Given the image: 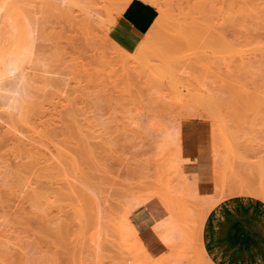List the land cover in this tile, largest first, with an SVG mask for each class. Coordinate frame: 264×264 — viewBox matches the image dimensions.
<instances>
[{
  "label": "rangeland",
  "instance_id": "rangeland-1",
  "mask_svg": "<svg viewBox=\"0 0 264 264\" xmlns=\"http://www.w3.org/2000/svg\"><path fill=\"white\" fill-rule=\"evenodd\" d=\"M90 1L0 0V70L8 59L24 52L27 60L30 54L25 51V46L33 44V55L30 57L32 62L25 65L31 98H27L26 103L24 101V108L19 113L16 111L11 115L9 110L0 112V264H115V261L120 260L117 248L114 249L113 246L116 244L109 247L112 244V240L108 244L110 233H114V236L118 234L116 239H111L118 241L114 240V243H118L117 246L124 245L123 252H126V259L130 260L127 261L128 264L133 261H136L133 262L135 264L145 263L126 230L118 229L123 226L120 204L125 201L123 195L129 196L135 191L144 194L148 193L146 190L153 192L164 189L162 191L165 192L172 187V194H176V169L172 167L175 150L172 145H164L166 143L161 138L166 129L170 131L178 122V136H181L186 122L193 125L199 158L212 162L214 168V127L215 123H220V143L231 146H226L224 153L222 143L221 150L225 156L227 154V158L229 154L233 157L226 159L228 163L225 161L229 166L227 181V172L223 174V177L227 176L223 187L227 197H223L216 206L236 199L253 201L256 204L247 203L244 208L249 211L252 207H259V211L255 212L264 224V197L257 194L264 193V107H259L256 101L257 95H264V0H222L225 14L234 18L232 23H226L231 25V29L215 46L207 34L199 32L200 26L197 23L199 7H205L212 0H161L165 15L155 47L158 55L149 59V64H144L151 68L144 67L145 71L142 72L143 67H140L141 72L137 73L120 69L113 61L115 55L111 53V21L119 16L117 10L123 0L101 2L97 6L99 14L93 18L86 14ZM185 61L189 64L186 65ZM202 61L209 63L203 65L200 63ZM196 64L214 69H195L198 67ZM189 65L193 67L188 72L186 67L189 68ZM176 66L184 67V73ZM167 67L176 72L173 73L174 70L171 69L168 72ZM169 73L174 75V79ZM185 74L186 78L183 77ZM242 87L252 94V101L240 98L243 97L240 95ZM209 88H215L218 92L213 93ZM205 90H210L211 96ZM203 93H209L206 98L211 97V100H203ZM197 99L205 102L198 103ZM190 106L198 110L200 117L195 116L197 111H187L192 109ZM209 114L221 115L222 121H213L207 116ZM16 131L24 132V135L32 138L36 157L55 155L53 158L56 162L65 159L62 161L65 165L61 163L60 174L54 170L55 174L51 170H34L31 180L35 190L32 194L18 192L17 177L10 166L16 154L12 135ZM78 136L81 139L85 137V145L84 142L81 144L84 139L81 140ZM78 139L79 142H76ZM233 139L236 140L233 142ZM88 141L97 144V147L92 144L95 152L92 142ZM78 144L82 145V150L77 147ZM98 145L103 149L100 148L103 157L100 160H107L109 168L111 166L116 174L108 172L106 162L101 163L95 159L99 158ZM163 146L166 148L163 149ZM75 148L80 153L74 151ZM96 149L99 152L96 153ZM230 149H233L232 153L229 152ZM56 156L61 158L56 159ZM68 158L71 159L70 164ZM78 160L81 162H77ZM66 163L69 167H66ZM82 164L92 168V171L96 170L93 171L94 174L103 177L102 181L97 180L99 183L96 181L98 188L95 182L94 185L90 183L94 180L89 182L87 178L86 182L82 181L85 184L88 181L95 190L101 187L99 191L103 187L102 190L110 188L106 184L110 181L116 191L111 188V193L107 190V195L112 194L109 198L120 197L118 202L112 198L113 201L105 203L103 198L102 202L96 198L93 203L83 202L76 207V203L71 202V196L56 193L66 190L67 183L77 181V177L85 176L84 173L91 174L90 169L89 173L84 172L86 169H83L85 165ZM102 164L105 165L101 166ZM63 166L67 168V172ZM62 172L65 175H61ZM76 172L79 174L76 175ZM57 175L63 178H58ZM135 175L145 176L141 180L146 183L150 178L149 187L140 182V178L135 181ZM165 177H170L169 183ZM111 178L112 182L118 181L117 184L127 181L119 186L128 193L124 190L120 192L121 189L119 191ZM213 178L215 185V175ZM131 180L136 182L133 184L136 186L134 190V186L129 184ZM152 182L158 188H154L156 186ZM162 182L166 184V190L162 186L160 188ZM53 186L60 189L57 191ZM238 188L252 189L257 193H235ZM87 193L90 194L89 191ZM95 193L99 194L98 191ZM156 199L162 203L160 197L157 196ZM98 204L104 207L115 204L112 210H108V217L101 220V225L94 217ZM216 206L209 211L200 238L195 237L192 241L193 250L188 254L192 257L191 264H216L209 255L207 241L204 239V229L211 221ZM193 219L196 221L197 215ZM97 224L99 227H96ZM107 228H112L114 232ZM100 233L103 239L108 238L103 246ZM99 242L101 248L97 246ZM169 254V249L163 247L161 254L153 259H163ZM257 254L264 252L258 251ZM252 258H255L254 255Z\"/></svg>",
  "mask_w": 264,
  "mask_h": 264
},
{
  "label": "bare ground",
  "instance_id": "bare-ground-1",
  "mask_svg": "<svg viewBox=\"0 0 264 264\" xmlns=\"http://www.w3.org/2000/svg\"><path fill=\"white\" fill-rule=\"evenodd\" d=\"M107 0H91L90 2H89V4H88V6H87V11H86V14L89 16V17H91V18H93L95 15H97V14H99L98 13V8H97V6H98V4H100L101 2H106ZM132 0H123V2H122V4L119 6V9L117 10L118 12H119V15L123 12V10L128 6V4L131 2ZM143 1H145V2H147V3H150V4H152L153 6H155V7H157L158 8V10H159V13H161V15H159V17H158V19H157V21L155 22V24L153 25V27L151 28V30L148 32V34L144 37V39L141 41V43L139 44V45H137L138 47L136 48V50L135 51H131V52H129V51H127V50H125L124 48H122L119 44H117L113 39H110L109 40V42H110V44H111V53L112 54H114L115 56L113 57V61H114V63L117 65V66H119L120 67V69H122V70H124V71H127V72H134V73H137V72H141V68L143 67V71L142 72H144L145 71V69H149V68H151V66L148 68V67H145L144 66V64L146 63L147 64V62H148V60L149 59H151L153 56H156L157 57V55H158V52L155 50V47H156V45H157V38H158V33H159V28H161V26H162V23H163V17H164V15H165V10L162 8V4H161V0H143ZM205 5V4H204ZM168 7V6H167ZM200 9H198V12L197 13H199L198 15H199V17L197 18L198 20H197V23H198V25L200 26V28L198 29L199 30V32H201V33H205V34H207L211 39H212V44H214V46L215 45H217V44H219L220 43V41H221V38L224 36V35H226L228 32H229V30L228 29H231V28H229V27H231V25H228V24H226L227 22L229 23H232L233 22V18L231 19V16H230V18H229V16H227L226 14H225V10H224V6H223V3H222V0H212V2H209L205 7L202 5V6H200L199 7ZM208 8V9H207ZM100 12V11H99ZM170 13V12H169ZM118 16V15H117ZM119 17V16H118ZM228 17V18H227ZM114 19V18H113ZM112 19V25H111V27L112 26H114V23H117L116 22V18L113 20ZM111 22H109L110 24H111ZM204 23V24H203ZM233 26V25H232ZM37 29L35 28L34 29V31H36ZM228 31V32H227ZM111 32V28H110V31H109V33ZM114 32V31H113ZM118 32V31H117ZM161 32V31H160ZM127 33H129V32H127ZM117 34V33H116ZM115 34V35H116ZM121 34V33H120ZM123 34V33H122ZM132 34L130 33V36H131ZM113 36V35H112ZM125 36V35H124ZM128 36V35H127ZM129 36V37H130ZM116 37V36H115ZM118 37H121V36H118ZM126 37V36H125ZM117 38V37H116ZM131 38V37H130ZM128 39V38H127ZM132 39H135V38H132ZM129 40H131V39H129ZM140 40V39H139ZM135 41V40H134ZM137 41V40H136ZM131 42V41H130ZM132 43V42H131ZM131 45V44H130ZM132 47V46H131ZM133 47H134V45H133ZM135 48V47H134ZM132 49V48H131ZM157 50H158V48H157ZM25 51H28L29 52V54H30V57L33 55V44L31 45V44H27L26 46H25ZM25 53V52H24ZM21 54V55H18V56H15V57H13V58H11V59H8L6 62H5V64H4V66H3V69L2 70H0V105H1V107L2 108H0V112L3 110V112L4 111H8V113H11V115H14V114H12V113H14V112H16L17 111V113H19L18 111H20L21 110V108H24V106L22 107V105L24 104V101L27 99V98H29V100H30V85H29V81H28V76H27V73H26V67H25V65L26 64H29L30 62H32V60H31V58L29 57L27 60H26V58H25V55L26 54ZM156 54V55H155ZM161 54H163V53H161ZM167 60V59H166ZM34 61V60H33ZM150 61V60H149ZM180 62H181V60H179ZM166 62H168V61H166ZM183 62V61H182ZM203 62V63H202ZM202 62H200L201 64H205V65H207L209 62H205L204 63V61H202ZM34 63V62H33ZM173 63V62H172ZM184 63V62H183ZM183 63H181V65L183 64ZM185 63H186V65H187V63H188V61H185ZM148 64H149V62H148ZM180 64V63H179ZM189 64V63H188ZM167 65V64H166ZM184 65V64H183ZM198 67H196L195 69H201V67H205V68H202L201 70H206L207 71V69H209L210 67H208V66H199L198 64H196ZM173 66L174 65H172V68H173ZM141 67V68H140ZM144 67H145V69H144ZM176 67H179V66H176ZM186 67V66H185ZM191 67H193L192 65L190 66L189 65V68H188V66L186 67L187 69H188V72H189V69H192ZM206 67H207V69H206ZM153 68V67H152ZM174 68H175V66H174ZM184 68V67H183ZM183 68H180L179 67V71H180V69H181V71L183 70H185V68L183 69ZM167 69L169 70H167L168 72H171L170 71V69H171V67H170V69L167 67ZM178 69V68H177ZM176 69V70H177ZM187 69H186V71H187ZM194 69V68H193ZM214 69V68H213ZM213 69H211L210 68V70L211 71H213ZM172 71L174 70V69H171ZM152 71H156V70H153L152 69ZM182 71V72H183ZM193 71V70H192ZM176 71L174 70V72L173 73H175ZM177 72H178V70H177ZM178 73H181V72H178ZM184 73V72H183ZM188 74V73H187ZM187 74H185V76H183L184 78H186V75ZM169 76H171V73H169ZM173 77V79H174V75L173 76H171V78ZM176 78H178L179 79V77L178 76H175ZM188 77V76H187ZM183 78V79H184ZM169 79V78H168ZM180 82H178V84H179ZM173 86V85H172ZM174 87H176V85H174ZM209 89H212L211 90V92H213V91H216V89L215 88H209ZM213 89H215V90H213ZM205 91H207V90H205ZM209 91V93H210V90H208ZM207 91V92H208ZM241 91V90H240ZM216 92H218V90L216 91ZM202 93V92H201ZM209 93H207V94H209ZM214 93V92H213ZM213 93H212V96H213ZM242 93V94H241ZM241 93H240V95H242L243 97H241L240 96V98L244 101V100H249V101H252L251 99V97H252V94H250L249 92H248V89H243V87H242V91H241ZM206 94V95H207ZM216 94V93H215ZM239 94V93H238ZM201 95V94H200ZM203 95L205 96V97H201V98H204L203 100H206V99H209V100H211L210 98H206V95L203 93ZM209 96V95H208ZM207 96V97H208ZM210 96H211V93H210ZM216 96V95H215ZM253 96L255 97L256 95H254L253 94ZM214 97V96H213ZM212 97V98H213ZM238 97V96H237ZM206 98V99H205ZM202 99L200 100H196V101H198V103L200 102V101H203ZM239 100V99H238ZM208 101V100H207ZM257 104L259 105V107H264V106H261V104L262 105H264V95H261V96H259V95H257ZM203 102H205V101H203ZM209 103L211 102V101H208ZM214 102H216L215 100H214ZM25 103H26V101H25ZM207 103V102H206ZM206 103H204L205 105H206ZM212 103H213V101H212ZM202 104V103H201ZM214 104V103H213ZM215 104H217V103H215ZM209 105V104H208ZM199 106V105H198ZM203 106V105H202ZM209 106H211L212 107V105H209ZM190 107H192V109L191 110H187V111H189V112H194L195 111V113H196V111H197V113L195 114V116L197 115V116H199L200 117V114L198 115V110H195L194 108H193V106H190ZM195 107H196V105H195ZM206 107V106H205ZM217 107V106H216ZM207 108V107H206ZM197 109V108H196ZM198 109H201L200 107L198 108ZM215 109V108H214ZM260 110V109H259ZM262 110H264V109H262ZM200 111V110H199ZM208 111V110H207ZM212 111V110H211ZM218 111V110H217ZM214 112V111H213ZM215 112H216V109H215ZM219 112V111H218ZM2 113V112H1ZM7 113V114H8ZM264 113V112H263ZM5 114H6V112H5ZM16 114V113H15ZM191 114V113H190ZM204 114V113H203ZM219 114V113H218ZM186 115H188L187 113H186ZM209 118H211L213 121H216V122H219L220 120H221V115H220V117L219 116H217L216 114L214 115V114H209V115H207ZM206 116V117H207ZM2 117V116H1ZM201 119H202V115H201ZM204 120V119H203ZM206 121H207V119H206ZM222 121V120H221ZM179 124H180V122H178L176 125H174V127H171V130L169 131V130H165L164 132H163V137L161 138L163 141H165V143L166 144H164V145H166V146H173L174 147V150H175V153H174V166H172L173 168H175L176 169V173H175V175L174 176H176V178H177V183H176V189H175V191H177V192H179V193H183V194H179V193H177L176 192V194L174 193V194H172V191L170 190V189H172V187L170 186V185H168L169 187H171L168 191H162V190H164V189H161V191L160 190H155L154 188H158V186L157 185H155L156 183H154V182H152V183H154V186H156V187H154L153 189L155 190V191H153V192H149V191H147L146 190V192H148V193H142V192H137V191H135L134 192V194H130L129 196H127L128 194V192H125V190H124V188L123 189H121L120 188V186H121V183H123V182H127V181H125V180H123V182H119L120 184H117V182L118 181H114V182H112V178H111V182L112 183H115L116 184V187H118L119 188V191H120V189H121V191L120 192H122V190H124V192L127 194V195H123L124 196V199H125V201L124 202H122L120 205H121V212H122V215L120 216V217H122L121 219H122V227H121V229H120V227L118 228L119 230H121L122 231V229L123 230H126V234L128 235V237H130V239L133 241V243H134V245L136 246V248H137V251L139 252V254H140V256L141 257H143V259H144V262L145 263H143V264H168V263H174V264H191V260H192V257H189L188 256V254H189V252L190 251H192L193 250V248L191 247V245L193 244L192 243V241H193V239H195V237L197 238V237H199L200 238V235H201V232L203 231V229H202V226H203V224H204V222H205V219L207 218V215H208V213H209V211L212 209V208H214L221 200H222V198L223 197H227V196H225V192L223 191V187H225L224 185H225V178H226V181L228 180V178H229V174H228V167L229 166H227L226 164L228 163L227 162V160L226 159H228L229 157L231 158V157H233V155H230L229 153V155H228V158H227V154H226V156L224 155V150L226 149V146H229V144L228 145H226L225 146V144H224V146H223V144L222 143H220L221 141H220V139H221V130H222V128L220 129V123H215L216 125H215V127H214V147L215 148H213L214 149V163H215V168H214V165H213V163H211V166H208V167H202V169L200 170V172H186V171H184L183 170V168H182V161H181V155H182V148H183V137H181V136H178L177 134H178V131H180V128H179ZM223 123H221V125H222ZM223 127H224V124H223ZM13 129H14V127H12ZM13 131H15V130H13ZM213 131V130H212ZM223 132V131H222ZM26 134V133H25ZM12 135H13V139H14V147H15V151H16V154H15V158H14V160L12 161V164L10 165L11 167H12V170H13V172L15 173V175H16V177H17V188H18V192L20 193V194H32L33 193V191L35 190L34 188H33V183H32V180H31V175L34 173V170L35 169H37V170H39V171H45V172H47V171H52V170H54L55 171V173L58 171L59 172V174H60V171L62 170V168H61V165L63 164V165H65V163H62V161L63 160H65V159H63L62 158V160H57V162H56V160H54V156L55 155H53V157H48V156H45L44 155V157L43 158H38V157H36L35 156V154H34V152H33V150H34V147H33V144L31 143V141H32V138L29 136V135H24V132H22V133H20V132H12ZM81 135V134H80ZM224 135H225V133H224ZM230 135V134H229ZM228 135V136H229ZM82 136V135H81ZM85 137H88V136H86V135H84ZM80 136H78V138H79ZM84 137V138H85ZM224 137H226V136H223V138ZM231 137V136H230ZM233 138H234V136H232ZM231 137V138H232ZM83 138V139H84ZM89 138H91V136L89 137ZM93 138V137H92ZM79 139H81V138H79ZM79 139L76 141V142H79ZM83 139H81V140H83ZM93 139H96L95 137L93 138ZM226 139V138H225ZM229 139V138H228ZM81 140H80V142H81ZM90 140V139H89ZM160 140V139H159ZM223 140V139H222ZM236 139H233V142L235 141ZM225 141V140H224ZM229 141H231L230 139H229ZM84 142V143H83ZM89 142V141H88ZM92 141H90L89 143H91ZM226 142H228V141H226ZM84 144L85 145V139H84V141H82L81 142V144ZM161 143V142H160ZM230 143V142H229ZM80 144V145H81ZM95 145V147H97V144L95 143H91V146H93V145ZM99 144V143H98ZM162 144V143H161ZM161 144H159V146L161 145ZM222 144V145H221ZM231 144H233V143H231ZM79 144H78V146L77 147H79L80 148V150H82V145L80 146ZM99 145H101V144H99ZM99 145H98V148H99V151H100V148H101V146L99 147ZM235 145V144H234ZM86 146L88 147V144H86ZM168 146V147H169ZM221 146H223V147H225V148H223L222 150H223V152H222V150H221ZM94 146H93V151L95 152V148ZM229 147H231V146H229ZM232 147H234V146H232ZM89 148V147H88ZM159 148V147H158ZM164 148H166L165 146H163V149ZM75 149H77V150H75ZM74 149V151H78L79 152V150H78V148H75ZM102 149V148H101ZM160 150L162 149V148H159ZM228 149V148H227ZM103 150V149H102ZM231 150H233V149H230L229 150V152L230 153H232L231 152ZM97 149H96V153L97 152H99ZM77 152V153H78ZM88 152V151H87ZM227 152V151H226ZM52 153V152H51ZM77 153H76V155H77ZM80 153V152H79ZM101 153V151L99 152V154ZM103 153V152H102ZM53 154V153H52ZM87 154V153H86ZM99 154H97V156H99V158H96L95 156L96 155H94V157H95V159L97 160L98 159V162H106L107 160H100V159H102L103 157L101 156V154L99 155ZM88 156H89V153L87 154ZM80 156V155H79ZM57 157V158H56ZM55 158L56 159H59V158H61V157H58V156H56ZM78 157V156H77ZM89 157H91V155L89 156ZM100 157H102V158H100ZM226 157V158H225ZM70 158H72V157H70ZM70 158H68L67 160H68V162H69V164L71 163L70 162ZM229 158V159H230ZM66 160V161H67ZM53 161V162H52ZM65 161V162H66ZM95 161V160H94ZM225 161L227 162L226 164H225ZM73 162V161H72ZM77 162H81V161H77ZM77 162H75V163H77ZM156 162H157V160H156ZM170 162V161H169ZM172 162V161H171ZM50 163V164H49ZM62 163V164H61ZM96 163V162H95ZM69 164L67 165V163H66V167L68 166L69 167ZM99 164V163H98ZM72 166L74 165V163L73 164H71ZM78 165V164H77ZM83 165H85V164H82V166ZM92 165H95V164H92ZM103 165H105V164H102L101 166H103ZM226 165V166H225ZM79 166H81V164H79ZM165 167H167L166 165H164ZM63 167H65V166H63ZM65 167V168H66ZM87 165H85V167L83 168V169H86V171H84V172H87V173H89V171H91L90 173L91 174H86V173H84V175L85 176H83V174H81L83 177H81L80 176V178H78L77 176V181L76 180H74V178H73V180H74V182H69V183H67L68 185L65 187V189L67 190H64L63 189V191H65V192H63L62 190V192L59 190L60 188V184H61V181H60V184H59V187H58V190H59V192H56V190H57V188H55L54 186V188L56 189L55 190V192L56 193H59V195H61L62 193V195H65V196H71L72 198H73V200H71V202L73 203V202H75L76 203V207H79L83 202H91V203H93L95 200H96V198L98 199V200H100L101 201V199L103 198V202H110L109 200H112L113 201V199H114V201L116 202V200L118 199V198H120V197H118L117 199L116 198H113V197H110L109 198V196L111 195L112 196V194H110L111 192V190L112 189H114L115 190V188L114 187H112L113 185H111V183H110V181H109V183H110V185H109V183H107L106 181V184H108V187L110 186V188H106V189H104V190H102L104 187H103V182H101V186L103 187L102 189H101V191H99L100 190V188L99 189H97V190H95L94 188H93V186H91V185H89V183H88V181H87V184H85L83 181L85 180V182H86V180H87V178H88V180H89V182L90 181H92V180H94V181H92V182H90L92 185H94V182H95V186L96 185H98V184H96V181L98 180H100V181H102L103 180V177H101V176H99V175H97V174H94V172H96V170H93L92 171V168L90 169L89 168V166L87 167ZM94 168H95V166H93ZM100 167V166H99ZM105 167H107V169L109 168V166H108V164H107V162H106V165H105ZM164 167V168H165ZM172 167H170V169L172 168ZM224 167H225V171H224ZM227 167V168H226ZM64 168V169H65ZM100 168H102V167H100ZM167 168H169V167H167ZM63 169V171H65L66 170V172H67V168L64 170ZM88 169H90L89 171H88ZM78 170H80L81 171V168H79ZM77 170V172H79ZM103 170V169H102ZM105 170V169H104ZM110 170V171H109ZM109 170H108V172H111V171H113V170H111V166H110V168H109ZM167 170V169H166ZM54 171H52V173H54ZM76 172V173H77ZM83 172V171H82ZM82 172H80V173H82ZM92 172H93V174H92ZM104 173V175H106L105 174V171H103ZM106 172H107V170H106ZM107 172V173H108ZM114 172V171H113ZM113 172L111 173V174H113ZM164 173H167V172H165V171H163ZM170 172V171H169ZM224 172H227L226 173V177H223L224 175H225V173ZM52 173H51V177H52ZM54 173V174H55ZM215 173V174H214ZM48 174H49V172H48ZM53 174V175H54ZM65 175V172H62L61 173V175ZM79 173H77L76 175H78ZM114 174H116V172H114ZM137 174V173H136ZM139 174V173H138ZM141 174V173H140ZM224 174V175H223ZM90 175H91V178H90ZM143 175V174H142ZM214 175H215V177H216V180H215V188H214V194H212L211 193V188H210V186H209V183L211 182V181H213V177H214ZM48 176H50V175H48ZM58 176V175H57ZM60 176V175H59ZM58 176V178H63V176L61 177H59ZM87 176H89V177H87ZM114 176V175H113ZM136 176V175H135ZM133 176L134 178H135V181L137 180V178H140V182H144V181H142L141 180V178H145V176H141V175H139L138 177L136 176ZM141 176V177H140ZM164 176H167L166 174H164ZM168 176H170L169 174H168ZM167 176V177H168ZM65 177V176H64ZM70 177H72L71 175H70ZM75 177V178H76ZM149 177V176H148ZM161 177V176H160ZM130 178H132V177H130ZM163 178V177H162ZM166 178V177H165ZM81 180V181H80ZM83 180V181H82ZM127 180V179H126ZM146 180H147V178H146ZM149 180L151 181V179L149 178ZM166 180H169L168 181V183L170 182V177L169 178H166ZM224 180V181H223ZM53 181H54V178H53ZM57 181V180H56ZM64 181V180H63ZM62 181V182H63ZM76 181V182H75ZM97 181V182H98ZM132 181V180H131ZM135 181H132L131 183H129V184H135L136 182ZM148 181V180H147ZM149 181V182H150ZM154 181V180H153ZM224 183H223V182ZM55 182V181H54ZM65 182V181H64ZM104 182V183H105ZM128 182H129V180H128ZM134 182V183H133ZM149 182L148 183H146V181L144 182L147 186H148V184H149ZM163 182H164V180H163ZM162 182V184H164ZM222 182V183H221ZM57 183V182H56ZM59 183V182H58ZM99 183V182H98ZM137 183H139V182H137ZM167 183V182H166ZM115 184H114V186H115ZM125 184V183H124ZM128 184V185H129ZM140 184V183H139ZM160 185V188H161V186H162V188H165V190H166V184H164V185ZM173 184V183H172ZM53 185V184H52ZM57 185V184H56ZM63 185V184H62ZM118 185V186H117ZM120 185V186H119ZM126 185V184H125ZM131 185V186H132ZM145 185V186H146ZM159 185V184H158ZM127 186V185H126ZM134 186V185H133ZM138 186V185H137ZM140 186H141V184H140ZM139 186V187H140ZM164 186V187H163ZM99 187V185L97 186V188ZM123 187H125V186H123ZM136 186H134L133 187V190H134V188H135ZM144 187V186H143ZM149 187V186H148ZM54 188H52V189H54ZM96 188V187H95ZM112 188V189H111ZM118 188H117V190H118ZM127 188H128V186H127ZM126 188V189H127ZM130 188V187H129ZM132 188V187H131ZM141 188H142V186H141ZM145 188V187H144ZM147 188V187H146ZM145 188V189H146ZM109 189H111V190H109ZM149 189V188H148ZM57 190V191H58ZM107 190H109L108 192H110L109 194V196L107 195ZM130 190V189H129ZM89 191L90 192V194H88L87 192ZM96 191H98L99 192V194H97V193H95ZM116 191V190H115ZM91 192H92V194H91ZM106 192V193H105ZM65 193V194H64ZM101 193V194H100ZM104 193H105V195H106V197L104 196ZM112 193H114V191H112ZM115 193H118V191L117 192H115ZM129 193H130V191H129ZM235 193H257V191H254V190H252V189H244V188H238L236 191H235ZM67 194V195H66ZM257 194H261V196H263L264 197V193H262V192H258ZM61 195V196H62ZM114 195V194H113ZM65 196H63V197H65ZM115 196V195H114ZM120 196H122V195H120ZM160 197L161 199H162V203L164 204V206L167 208V210L169 211V213H170V217L164 222V223H162L161 225H159L157 228H156V231H157V233L159 234V236L164 240V242L167 244V246H168V249H169V251H170V254H169V256L168 257H166V258H163V259H158V260H155V259H153V257L147 252V250L145 249V247L143 246V244H142V242H141V240H140V238L138 237V234H137V231H136V229H135V227L133 226V224L131 223V221H130V215H131V213L134 211V210H136L137 208H139V207H141V206H143V205H145L147 202H149L150 200H152V199H155L156 197ZM117 197V196H116ZM68 198H70V197H68ZM71 198V199H72ZM113 198V199H112ZM122 199V198H121ZM123 199V200H124ZM158 199V198H157ZM70 200V199H69ZM227 200V199H226ZM111 201V202H112ZM121 201V200H120ZM98 202V201H97ZM102 202V201H101ZM117 202H118V200H117ZM71 203V204H72ZM113 203V202H112ZM116 204V203H115ZM115 204H111L110 206H107V207H104L103 205H100V204H98L97 205V208L95 209V212H94V217L96 218V220L97 221H100V225H101V220L103 219H105V218H107L108 217V215H106L107 214V212H108V210L110 209V210H112V206L113 205H115ZM196 206V207H195ZM194 207V208H193ZM239 207V206H238ZM115 208V207H114ZM109 210V211H110ZM227 210V209H226ZM218 211V210H217ZM120 212V213H121ZM239 212H240V210H239ZM113 213V212H112ZM228 213H229V211H228ZM108 214H111V213H108ZM226 214H227V211H226ZM195 215H197V220L195 221L194 219H193V217H195ZM215 215V214H214ZM239 215V214H238ZM241 215V214H240ZM229 216V215H228ZM235 217V216H234ZM240 217V216H239ZM243 217V216H242ZM220 218V217H219ZM245 218V217H244ZM116 219V218H115ZM119 219V218H118ZM215 219V218H214ZM221 219V218H220ZM225 219H227V218H225ZM248 219V218H247ZM108 220V219H107ZM232 220V219H231ZM250 220V219H249ZM95 221V220H94ZM110 221V220H109ZM113 221V220H112ZM121 221V220H120ZM213 221V220H212ZM215 221V220H214ZM105 222V221H104ZM103 222V223H104ZM107 222V221H106ZM244 222V221H243ZM258 222V221H257ZM102 223V224H103ZM112 223H114V222H112ZM228 223V222H227ZM230 223V222H229ZM254 223V222H253ZM94 224H95V222H94ZM210 224H211V222H210ZM215 224V223H214ZM238 224V223H237ZM240 224H241V222H240ZM105 225V227H106V224H104ZM112 225V224H111ZM116 225V227H117V224H114V226ZM119 225V224H118ZM229 225V224H228ZM247 225V224H246ZM250 225V224H249ZM248 225V226H249ZM96 226V225H95ZM252 226V225H251ZM96 227H99L98 226V224H97V226ZM101 227V229L103 230H105V228H103L102 226H100ZM115 227V228H116ZM223 227V226H222ZM224 228H225V226H224ZM223 228V229H224ZM237 228V227H236ZM244 228V227H243ZM251 228V227H250ZM107 229H109V231L111 230L112 232H114L113 230H112V228H107ZM239 229V228H238ZM246 229V228H245ZM248 229V228H247ZM115 230V229H114ZM202 230V231H201ZM250 230V229H249ZM253 230V229H252ZM117 231V230H116ZM115 231V232H116ZM213 231V230H212ZM229 231V230H228ZM248 231V230H247ZM108 232V231H107ZM119 232V231H118ZM235 232H236V230H235ZM241 232V231H240ZM239 232V233H240ZM259 232V231H258ZM98 233V232H97ZM105 233V232H104ZM203 233V232H202ZM229 233H231V232H229ZM245 233V232H244ZM244 233H242V235L244 234ZM251 233V232H250ZM262 233V232H261ZM108 234V233H107ZM114 233H110V234H108V235H110L109 236V238L111 237H115V239H116V236L118 235H116V236H114L113 235ZM232 234V233H231ZM99 235V234H98ZM102 235H103V233H102ZM113 235V236H112ZM245 235V234H244ZM248 235V234H247ZM100 236H101V233H100ZM100 236H97V237H100ZM107 236V235H106ZM106 236H103L104 238L106 237ZM120 236V235H119ZM128 237H127V239H128ZM234 237H235V235H234ZM233 237V238H234ZM241 237V236H240ZM256 237V236H255ZM261 237V236H260ZM107 238V237H106ZM103 239L102 238V236H101V244H102V246H103V243H104V241L106 240L107 242H108V240H109V242H108V244L109 243H111V241L110 240H112V244L109 246V245H107V247L109 246V247H111L113 244H116V246L115 245H113L114 246V249H116L117 248V253H118V255H119V262H117V261H115L116 263L115 264H128V262L127 261H130L129 259H126V252H123V249L125 250V248H124V245L123 244H119L118 246H117V244L118 243H114L116 240L113 238V239ZM119 238V237H118ZM118 238H117V240H118ZM121 238V237H120ZM198 238V239H199ZM202 238V237H201ZM214 238V237H213ZM224 238H225V236H224ZM228 238V237H227ZM239 238V237H238ZM250 238H253V237H250ZM98 239V238H97ZM222 239V238H221ZM231 239V238H230ZM240 239V238H239ZM243 239V238H242ZM242 239H240V240H242ZM245 239H246V237H245ZM100 240V239H99ZM115 240V241H114ZM225 240H227V239H225ZM237 241L236 242H238V239H236ZM239 240V241H240ZM253 239H251V241H252ZM124 241V240H123ZM228 241V240H227ZM226 241V242H227ZM257 241V240H256ZM261 241V240H260ZM106 242V243H107ZM116 242H118V241H116ZM131 242V241H130ZM214 242V241H213ZM244 242V241H243ZM247 242V241H246ZM246 242L244 243V244H246ZM248 243V242H247ZM260 243V242H259ZM258 243V244H259ZM101 244H100V242H99V244L97 245L98 247H100L101 246ZM233 244H234V242H233ZM233 244H232V246H233ZM251 244V243H250ZM264 244V243H263ZM100 245V246H99ZM130 245V244H129ZM219 245V244H218ZM217 245V246H218ZM225 245V244H224ZM235 245V244H234ZM237 245V244H236ZM242 245V244H241ZM133 246V245H132ZM106 247V250H108V248ZM116 247V248H115ZM237 247H238V245H237ZM250 247V246H249ZM249 247H246V249L247 248H249ZM259 247V246H258ZM101 248V247H100ZM192 248V249H191ZM220 248V247H219ZM236 248V247H235ZM261 247H259V249H260ZM111 249V248H110ZM238 249V248H237ZM112 250V249H111ZM132 250H133V248H132ZM254 250V249H253ZM110 251V250H109ZM241 251V250H240ZM243 251V250H242ZM248 251V250H247ZM256 251V250H255ZM260 251V250H259ZM114 252H115V250H114ZM130 252V251H129ZM254 252V251H253ZM264 252V251H263ZM227 253V252H226ZM225 253V254H226ZM112 254H113V252H112ZM115 254V253H114ZM231 254V253H230ZM235 254V253H234ZM139 256V255H138ZM240 256V255H239ZM242 256V255H241ZM246 256V255H245ZM250 256V254H248V257ZM263 257H264V254H263ZM117 259H118V256L116 257ZM132 258H133V256H132ZM239 258V257H238ZM245 258V257H244ZM243 258V259H244ZM114 260V259H113ZM122 260V261H121ZM125 260V261H124ZM234 260H236V259H234ZM240 260H241V258H240ZM125 263H124V262ZM132 261V260H131ZM244 261V260H243ZM133 262H136V261H133ZM133 262H129L130 264H135V263H133ZM138 262V261H137ZM244 263V262H243ZM140 264V263H139ZM142 264V263H141ZM253 264H254V262H253Z\"/></svg>",
  "mask_w": 264,
  "mask_h": 264
},
{
  "label": "crops",
  "instance_id": "crops-1",
  "mask_svg": "<svg viewBox=\"0 0 264 264\" xmlns=\"http://www.w3.org/2000/svg\"><path fill=\"white\" fill-rule=\"evenodd\" d=\"M158 17H159V10L157 7L143 0H132L128 4V6L123 10V12L119 15V17H117L116 19L117 23H114V26H112L111 32H110L111 39H113L117 44H119L125 50L129 52L131 51L133 52L138 47L137 45L141 43L144 37L151 30V28L157 21ZM130 33L132 34L131 36H130ZM118 36H121V37H118ZM132 38H135V39H132ZM133 45L135 48L133 47ZM181 137H183V148H182L181 161H182V168L184 171L200 172L202 167L211 166L212 162L201 160L199 158L198 148L196 146L195 131H194L192 124L188 122L184 124L182 131H181ZM209 186L212 189L211 193L213 192L212 194H214L215 193L214 192L215 191L214 182L211 181L209 183ZM247 203L251 205L256 204L255 202L247 200V199L246 200L236 199L230 202H222L218 206H216V208L214 209V212H213V215L210 221L211 224L210 222L207 223L204 229V239L205 241H207V248H208L209 255L211 259L213 260V262H215L216 264H253V262L254 264L264 263L263 254H257L259 250L261 252L264 251V244H263L264 243V224L262 223L261 219H259V216L255 212V211H259L258 210L259 207L257 209L252 207L249 211H247L244 208V205H246ZM226 211L227 212L229 211L230 214L228 213L226 214ZM169 217H170V213L167 210V208L164 206V204L159 202L156 198L150 200L145 205L137 208L130 215V221L135 227L138 237L140 238L147 252L152 257L158 256L159 254H161L163 247L168 248L167 244L157 233L156 228L162 223H164ZM229 232H231L232 234ZM242 233H244L245 235L244 234L242 235ZM238 237L240 239L242 238L243 239L240 240ZM250 237H253V238H250ZM225 239H227L228 241ZM236 239H238V242H236L237 241ZM251 239L253 240L251 241ZM233 242L235 245L233 244ZM245 242L246 244H244ZM236 244L238 245V247ZM258 246L261 248L259 249ZM246 247H249V248L246 249ZM248 254H250L249 257H248ZM253 255L255 258H252Z\"/></svg>",
  "mask_w": 264,
  "mask_h": 264
}]
</instances>
